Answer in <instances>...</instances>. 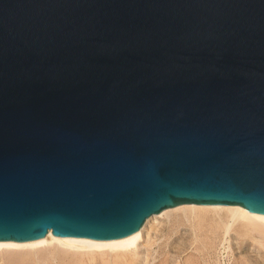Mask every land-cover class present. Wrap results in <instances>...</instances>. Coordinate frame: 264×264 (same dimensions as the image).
<instances>
[{"label": "water", "instance_id": "1", "mask_svg": "<svg viewBox=\"0 0 264 264\" xmlns=\"http://www.w3.org/2000/svg\"><path fill=\"white\" fill-rule=\"evenodd\" d=\"M191 202L264 214V0H0V239Z\"/></svg>", "mask_w": 264, "mask_h": 264}, {"label": "bare ground", "instance_id": "2", "mask_svg": "<svg viewBox=\"0 0 264 264\" xmlns=\"http://www.w3.org/2000/svg\"><path fill=\"white\" fill-rule=\"evenodd\" d=\"M164 215H173L178 224L190 226L191 229L183 232L179 242H187L191 238L194 242H214L222 237L245 242L248 238L264 248V214L240 204L191 202L165 208L150 215L133 236L89 238L56 232L51 228L40 240L0 239V264H14V256L28 264H148L149 247L152 244L148 238L150 230L157 233L158 226L164 220L159 219L155 227L152 225L156 223H151ZM233 231L237 236H232ZM2 252L13 254L5 258Z\"/></svg>", "mask_w": 264, "mask_h": 264}, {"label": "rangeland", "instance_id": "3", "mask_svg": "<svg viewBox=\"0 0 264 264\" xmlns=\"http://www.w3.org/2000/svg\"><path fill=\"white\" fill-rule=\"evenodd\" d=\"M168 216L164 215L156 219V222L155 219L152 220L151 224L156 223L152 225L154 227L158 225L159 219L164 221L158 226L157 233L153 229L150 230L148 238L152 244L149 242L151 246L147 258L148 264H264V248L248 238L245 242H235V239L231 237L227 239L222 237L214 242H194L193 238L187 242H179L183 232L191 228L188 224L175 222L173 215ZM232 236H237L235 231L232 232ZM144 242L146 243L145 240ZM2 253L5 258L13 254ZM13 258L14 264H28L19 261L15 256Z\"/></svg>", "mask_w": 264, "mask_h": 264}]
</instances>
